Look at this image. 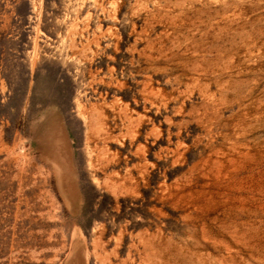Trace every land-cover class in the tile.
Segmentation results:
<instances>
[{"label": "rangeland", "instance_id": "rangeland-1", "mask_svg": "<svg viewBox=\"0 0 264 264\" xmlns=\"http://www.w3.org/2000/svg\"><path fill=\"white\" fill-rule=\"evenodd\" d=\"M0 264H264V0H0Z\"/></svg>", "mask_w": 264, "mask_h": 264}]
</instances>
